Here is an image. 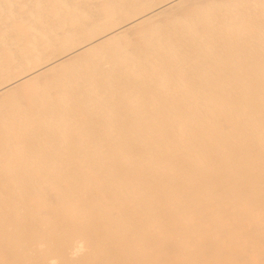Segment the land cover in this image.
<instances>
[{"label": "bare ground", "instance_id": "bare-ground-1", "mask_svg": "<svg viewBox=\"0 0 264 264\" xmlns=\"http://www.w3.org/2000/svg\"><path fill=\"white\" fill-rule=\"evenodd\" d=\"M0 264H264V0H0Z\"/></svg>", "mask_w": 264, "mask_h": 264}]
</instances>
